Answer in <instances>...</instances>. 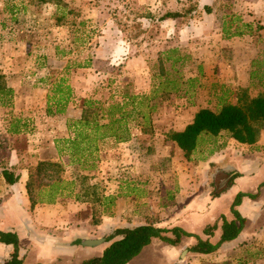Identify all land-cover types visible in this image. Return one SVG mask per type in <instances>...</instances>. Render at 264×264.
Masks as SVG:
<instances>
[{
    "label": "rangeland",
    "instance_id": "rangeland-1",
    "mask_svg": "<svg viewBox=\"0 0 264 264\" xmlns=\"http://www.w3.org/2000/svg\"><path fill=\"white\" fill-rule=\"evenodd\" d=\"M9 1L14 2L15 0ZM35 1L16 0L15 3L26 4L27 2L28 8L31 5L32 9L20 13L18 22L8 19V27L0 29V41L9 42L2 45L0 71L9 72V70H22L23 68L33 71L35 70L33 62L35 54L39 56L42 54L48 61L46 67L48 75L46 83L44 82L46 88L28 90L27 86L34 83V78H29L30 82L25 81L22 91H19V95L26 94L28 98L19 101L18 109L16 111L11 109V104L4 105L5 110L0 109V142H2L4 151L2 156L7 155L5 149L9 147L17 146L27 151L29 144H33L34 141L36 144L39 143V138L40 144H43L44 138L49 145L51 137L55 138L61 134L57 139L66 138V140L56 141V148L71 152L68 149L67 139L73 135V132L68 124L80 118V108L86 99H94L102 103L99 104L101 106L99 116L102 114L105 116L100 121L107 123L111 118L106 117L108 109L105 107L109 102L111 104L123 101L119 92L145 93L142 106L149 116L145 119L146 132L135 130L136 134H131L126 140L116 136L115 138L106 136L96 141L97 149L81 151L75 155L80 157L84 167L90 168L89 166L94 164L100 168L98 174L93 170L86 172L92 177L87 178L84 186L91 193V198L95 199V206L90 200L85 214L92 215V222L95 209L100 216L108 214V203L105 204V196L107 197L108 192L112 190L109 182L112 178L110 174L118 166L128 165L137 168L139 166L137 175L127 174L131 179L141 178L143 175L140 170L147 173L154 186L153 191L151 189L148 191L155 194L159 192L157 197L155 196L157 202L159 200L161 203L164 199L177 200L175 195L171 198L177 180L175 172L180 168L194 169V166L203 160L200 149L212 146L210 141H215V146L220 145L228 134L209 136V141L203 142L192 160L184 157L183 151H180L176 143L167 137V133L186 126L194 109L190 108L186 97H180L175 92L155 91L160 84V74L164 73L166 67H170L168 62L162 64L159 53L165 48L182 44L181 53L187 56L183 63L178 62L176 66L183 79L191 76L199 78V83L193 88L192 100L197 106L216 109L218 100L213 95V91L215 88L219 89L221 84L219 80L222 79L219 74L223 72L221 69L224 62L222 55L218 53L220 45L215 43L217 39L209 42V37L206 38L205 24L213 22L216 28L222 22V16L225 13L232 12L229 14L237 15L239 12L235 10L238 6L235 4L238 3L237 0H67L66 4L74 9L79 7L84 10V13L79 16L69 14L64 18L66 23L62 22V24H60L63 19L62 14L55 12L54 7L45 8L46 4L38 5ZM206 3L212 4L215 8L212 17L205 13ZM4 5L5 1L0 0L1 20L4 17L10 18L8 12L4 10ZM169 10H180L184 12L183 17L161 20L160 17ZM248 10L249 8L242 12V15H245L244 18L256 21L257 19L253 16H249ZM59 17L62 18L59 20ZM237 19L239 21V18ZM54 37L58 42V47L64 50V53L55 49L53 43V47L49 44L51 41L48 38L53 39ZM65 55L72 56V59L64 58ZM173 55L176 57L177 53ZM67 59L68 63H66ZM71 60L73 63L70 62ZM79 63L80 66L77 65ZM258 63L263 64V62ZM10 78L6 75L5 79L8 81ZM18 79L11 78L10 81L17 82ZM61 79L64 80L62 86L69 85L71 88L73 84L78 90H74L73 95L70 93L71 99L66 100L74 105L73 110L70 111L73 115H68L66 121L60 122L61 117L53 121L48 119L44 110L47 105L50 106L52 102H55V96L58 94L55 95L52 84L56 81L60 82ZM257 87L260 88V86ZM28 91L32 93L28 94ZM153 104L156 106L152 111L149 106ZM135 105L137 103L133 104L129 101L125 106L126 109H131ZM60 106L62 107V104ZM20 112L31 113L35 120L32 124H27V131L23 135L8 136L5 129L10 122L9 119L13 114H21ZM112 112L115 117L120 114L118 107H114ZM65 122L66 126H64ZM119 124V122L116 123L114 127H118ZM106 129L104 127L100 131H107ZM35 131H41L43 137L39 135L30 137L28 133L32 135ZM118 132L127 137V132L122 127L118 129ZM52 149L50 151H55L54 146ZM71 157H69L70 160H73V156ZM158 168L162 170L160 174H157ZM197 172L199 174V169ZM214 172L212 168L210 183L213 192L216 189L212 179ZM200 178L201 176L198 175V179ZM133 179L129 189L134 191L137 186L139 188L135 190L137 195L145 193V186H138ZM191 191L192 188L188 187L178 200L183 203L184 198ZM216 222H222V219L219 217ZM112 232H106L101 237L106 238ZM204 235L206 236L205 233ZM188 238L196 239L195 237ZM158 244L148 251L145 260L158 263L161 253L168 254L166 249L168 243L161 241ZM186 244L187 242L179 246L174 264H264V228L252 236H247L241 242L225 244L218 251L206 256L195 255L189 250L192 244Z\"/></svg>",
    "mask_w": 264,
    "mask_h": 264
},
{
    "label": "crops",
    "instance_id": "crops-1",
    "mask_svg": "<svg viewBox=\"0 0 264 264\" xmlns=\"http://www.w3.org/2000/svg\"><path fill=\"white\" fill-rule=\"evenodd\" d=\"M4 1V10L8 12V17L10 18L4 17L2 20L0 19V29L8 27V19L18 22L20 13L25 12L27 9H32L31 5L28 8L27 2L26 4H22L15 3L16 0H13L14 2L9 0ZM237 2L235 4L238 6L235 7V10L239 12L235 16L239 18V21L236 19L237 21L229 23L226 18L232 16V14H229L232 12H227L222 16V22L216 28L213 22L205 24L206 38L209 37V42L217 39L215 43L220 45L218 53L222 55L221 58L224 62L221 69L223 72L219 74L222 79L219 80L221 84L219 89L216 90L215 88L213 95L215 98L223 96L224 100L228 98L232 102L236 101L237 93L241 88H249L253 95L258 94L263 88V83L255 81L251 76L253 72L255 73L257 62L259 60L264 61V0H237ZM66 3L67 0H51L44 4H46L45 8L47 6L54 7L55 12L62 14L63 19L60 23L62 24V22L66 23L64 18L69 16V14L79 16L81 13H84L83 9L79 7L74 9ZM7 4H14V9L10 10ZM206 5L213 6L209 3H206ZM247 8H249V16H253L257 19L256 21L244 18L245 15H242V12L247 10ZM242 9L244 10L242 11ZM168 12L184 13L180 10H169ZM205 13L209 17H212V14L215 13V8L213 7L211 12L206 11ZM182 17L183 15H180L174 18H167V20ZM227 24L232 29V33L236 30L242 31V33L226 36L224 30L227 28ZM260 32L261 34H259ZM48 39L51 41L49 43L51 46L53 43L55 49L64 53V50L58 47L55 37ZM6 43L9 42L5 40L3 42L0 41V56L3 54L2 45ZM181 46L182 44H177L167 49L165 48V50L176 48L177 51L174 52L175 54L177 53L176 57H181L184 60L187 55L181 53ZM165 50L160 51L163 52ZM55 54L57 53L55 52ZM66 56L64 58L72 59V56ZM34 57L35 70L33 71L23 68L22 70H9L10 73L6 71L2 72L5 77L7 75V78H10V76L12 79L19 78L17 82L10 81L11 78L7 81L8 86L14 89L10 108L15 111L18 109L19 101H22L23 98H28L26 94H23V97L19 95V91H22L25 81L30 82L29 78H34V83L29 86L26 85L28 90L46 88L44 82L46 83L45 80L48 75L46 72L48 61H46V58L42 54L41 56L35 54ZM68 59L66 63L69 62ZM110 60H112L111 57ZM70 62L73 63V60ZM77 65L80 66V63ZM57 82L59 81L52 84V88H55ZM257 86H260V88ZM65 87L70 90L71 95L78 90V88H74L73 84H71V88L69 85H65ZM30 91L27 93H32ZM69 99H71V96ZM68 102L65 104L63 112H56L55 102L50 104V112L48 109L49 105H47L44 110L47 118L53 121L55 118L61 117L60 122L62 120L66 121L68 115H73L70 111L74 107L72 103ZM202 107L204 106L190 105V108L194 109V111L188 123L194 119L195 114ZM0 109L5 110V106L1 103ZM80 109L81 115L79 117L81 118L84 105ZM20 113L13 114L10 117V122L5 129L8 136L23 135L27 131V124L30 125L34 122L35 117L31 116V113ZM2 119L4 121V118ZM13 123L17 124L19 133L9 132ZM64 126H66V122ZM184 128L185 126L178 130ZM36 132L32 135H30L31 133L28 134L30 137H34L35 135L43 137L41 131ZM222 134L225 135L226 132L220 135ZM59 136H55V138L51 137V144L49 145L44 138L42 140L43 144H40L41 140L39 138V143L36 144L34 141L35 144H29L27 151L17 146L6 148L7 155L4 157L2 156L4 152L1 145L2 142H0V230L12 231L18 234L19 255L26 263L83 264L88 258L100 256L110 243L106 241L92 246L88 244L89 239L99 238L106 232L110 233L116 227H134L146 224L149 219L158 226L173 227L179 225L188 231L207 238L208 236L204 235L203 230L209 224L215 223L223 214L229 219L233 217L230 209L231 204L237 193L241 191L258 193V196L256 198L245 196L241 204L237 206L240 213L247 218V224L235 240L226 242L223 245L241 242L247 236H252L264 228V185H261L264 182V126L261 128L258 140L254 144L241 143L228 135L227 138L222 140L220 145L216 146L214 152L206 159L201 160L198 165L194 166V169L185 170L180 168L179 171L175 172L177 173V180L175 181L171 198H174L175 195L177 200L170 199L167 201L164 199L161 203L159 200L157 202L155 196L159 194L160 186L157 188L158 193L156 194L150 190L148 191V189H154L153 182L147 176V173H144L142 170H140V173L143 175L141 178H132L138 186H145V193L137 195V191L135 192V190L139 188L136 186L134 191L129 189L133 182L127 174L137 175L140 169L139 166L138 168L128 165L116 167L114 172L110 174L112 178L109 182L111 183L112 190L108 192L107 197L105 196V204L106 202L108 203V214L101 216L99 224H93L91 220L92 215L85 214V211L89 208L90 200L85 201L83 199V182L80 180V176L89 175L86 172L91 170L96 171L98 174L100 173V168L96 167V165L86 168L83 166V163H72V160H70L72 158L71 152L69 150H63L62 148L58 150L56 148V141L66 140V138L57 139ZM52 146H54L55 151H50L53 150ZM177 147L182 151L178 145ZM47 149L49 150L47 151ZM67 157L70 158L67 159ZM40 160L60 161L67 168V172L70 170L71 172H76V175L72 177L65 172L61 181L51 185L53 183V180H51L48 184L37 189V202L33 205L28 193L27 184L31 176V164L38 163ZM4 162L8 164L7 167L14 171L16 175H19L17 182L11 184L6 181L3 175ZM212 168L215 171L212 173L214 185L222 188L227 184L228 174H232L233 172L238 174L234 178L233 183L217 196L213 195V187L210 183ZM198 169L199 174L197 172ZM161 172L162 170L158 168L157 174ZM198 175L201 176L200 179H198ZM188 187H191L192 191L184 198V202L182 203L178 198ZM221 224L222 222H218L219 226L216 234L214 237H211L214 241L220 238L222 233ZM187 238H184L179 245L168 244L166 246L168 254L161 253L158 263L145 260L148 251L152 247L159 245V242L161 243V240L155 239L127 264H174L179 246L186 242V245L196 242L194 238ZM13 250L12 244L0 242V264L5 263L11 258ZM194 254L200 256L208 255L202 253Z\"/></svg>",
    "mask_w": 264,
    "mask_h": 264
},
{
    "label": "trees",
    "instance_id": "trees-1",
    "mask_svg": "<svg viewBox=\"0 0 264 264\" xmlns=\"http://www.w3.org/2000/svg\"><path fill=\"white\" fill-rule=\"evenodd\" d=\"M47 1L51 0H36L35 2L40 5ZM7 5H9L10 10H13L15 7L14 4ZM205 9L207 12H211L213 7L211 5H206ZM180 15L182 14L179 12H167L161 16L160 19L164 20ZM236 19L237 18L234 16L226 18L229 23L236 21ZM224 31L226 36H231L234 33H242V31L239 30L232 33V29L228 27V24ZM175 51H177L176 48H170L159 53V59L162 60V64L168 62L170 63V67H166L164 73L160 74V84L155 91L175 92L180 97H186L189 105H194L195 101L192 100L193 88L199 83V78L197 76H191L183 79L176 63H183L184 60L181 59V57L174 58L173 53ZM259 62L262 61L259 60ZM263 67L264 61L263 64L257 62L255 73L253 72L251 76L255 81L263 83V88L258 94L253 95L249 88H241L237 93L236 101L232 102L228 98L224 100L223 96H218L216 109L202 107L197 111L194 119L188 123L184 129L172 130L167 133V137L181 148L184 157L187 160L193 159V156L198 153L203 142L209 141V136L215 137L223 132H226L229 136L235 138L241 143L254 144L258 140L259 132L264 126ZM260 68H262V70H260ZM5 78V75L0 71V103L3 105H9L13 100L14 89L8 86ZM63 82L64 80L61 79L54 88L55 95L59 94L58 97L54 95L56 98V112L64 111V106L67 103L66 100H68L70 96V90L62 86ZM119 93H121L123 101L111 104L109 102L105 107L108 109V115L106 117L111 118L107 123H101L100 121V119L105 116L104 114L99 116V109L101 107L99 104L102 103L98 100L86 99L84 101V109L81 118L71 121L68 124V127L73 132V137L71 136L67 139V142L69 143L68 149L71 150V156H73L72 163L82 164L80 157H76L75 155L81 151H93V149H97L95 143L98 139H104L106 136H116L119 139L126 140L131 134H136L135 130L146 132L147 125L145 124V119H148L149 116H147V113L142 106L145 101V93L134 94L129 91ZM129 101H132L133 104L137 103V105L131 109H126L125 105H127ZM61 104L62 107L60 106ZM155 106L156 104H153L149 107L153 111ZM114 107H118L120 110V114L117 117L113 116L112 110ZM48 109L50 112V106ZM118 122L120 123L119 126L114 127ZM104 127L107 128V131L111 132L108 133L105 130L100 131ZM120 127L127 132V137L118 132ZM9 132L19 133L16 123H13ZM214 142L215 141H210L212 146L206 149H200V153H202L201 159H206L207 156H210L214 152L216 148ZM7 166L8 164L4 162L3 175L8 183L13 184L19 180V175H16L15 172ZM93 166L94 164L89 167ZM65 172L72 177L73 175H76V172H71L70 170L67 172V168L60 161L40 160L38 163H32L31 176L27 184L32 204L34 205L37 202V189L48 184L51 180H53L51 185L61 181L63 179V173ZM228 176L226 186L223 188L216 186L213 195L217 196L224 191L233 183L234 178L237 177L238 174L233 172L232 174H228ZM88 177L90 176H80V180L83 182V199H85V201L91 200L93 206H95V199L91 198V193L88 188L84 186ZM261 185H264V182H262ZM245 196L256 198L258 193L242 191L237 193L230 208L233 217L229 219L226 215H221L222 233L220 238L216 241L212 240L211 237H214L216 234V230L219 226L218 222L211 225L209 224L204 229V233L208 236L207 238H204L199 234L188 231L182 226L176 225L173 227H162L155 225L154 222L149 219L148 223L134 227H116L113 232L106 237V241L110 243L104 249L103 253L100 256L86 259L83 264H127L137 257L143 249L155 239H159L171 245H179L185 237H195L196 242L189 247V250L193 253L212 254L218 251L224 243L235 240L245 228L247 218L243 216L237 208ZM93 217V224H99L101 216L97 214L96 209ZM0 242L12 244L14 247L11 258L3 264H43L41 262L26 263L24 259L20 257L19 236L16 232L0 230Z\"/></svg>",
    "mask_w": 264,
    "mask_h": 264
},
{
    "label": "water",
    "instance_id": "water-1",
    "mask_svg": "<svg viewBox=\"0 0 264 264\" xmlns=\"http://www.w3.org/2000/svg\"><path fill=\"white\" fill-rule=\"evenodd\" d=\"M103 242H106V238H104V237H99V238H96V239H89L88 240V244L92 245V246L101 244Z\"/></svg>",
    "mask_w": 264,
    "mask_h": 264
}]
</instances>
